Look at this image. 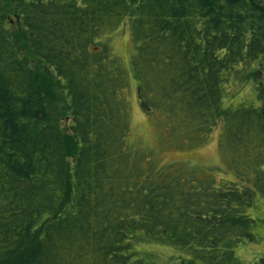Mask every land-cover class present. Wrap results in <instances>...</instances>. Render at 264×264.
<instances>
[{
  "label": "trees",
  "instance_id": "16d2710c",
  "mask_svg": "<svg viewBox=\"0 0 264 264\" xmlns=\"http://www.w3.org/2000/svg\"><path fill=\"white\" fill-rule=\"evenodd\" d=\"M9 2L0 264H264L235 256L264 200V0ZM124 32L127 63L111 46ZM131 82L160 138L194 149L218 132L223 165L164 164L131 140ZM229 85L253 98L224 106Z\"/></svg>",
  "mask_w": 264,
  "mask_h": 264
},
{
  "label": "rangeland",
  "instance_id": "374dc122",
  "mask_svg": "<svg viewBox=\"0 0 264 264\" xmlns=\"http://www.w3.org/2000/svg\"><path fill=\"white\" fill-rule=\"evenodd\" d=\"M0 12L10 18V20L13 19L14 12L9 0H0ZM15 26H17V24H14V27ZM19 32L18 29L17 35H19ZM19 44L21 46V52L24 54V58L31 67L35 69L44 68L39 61L24 51L21 38ZM111 46L113 51L119 55L125 63H127L132 52V44L128 33L124 32L114 37ZM136 93V85L131 82L127 94L125 95L129 106L131 140L151 149L157 154L160 162L164 164L189 163L207 168H215L223 165L224 157L218 146V132L213 133L210 141L199 148L185 149L178 145L169 144L167 141L163 140L167 139L166 136L160 138L155 117L144 112L140 108ZM252 98L253 94L248 86L238 87L235 85H229L225 90L223 105L229 108H235L241 103H247ZM66 120L67 118L64 119V124H66ZM161 139L164 144H162ZM257 206L258 207L253 211L251 210L250 213L251 217L256 222L253 231L255 239L253 241L249 240L241 243L235 248V256L242 263H250L254 259H258L264 255V200L259 202ZM140 249L146 257L158 261H162L161 259L165 256V251L160 248L142 246Z\"/></svg>",
  "mask_w": 264,
  "mask_h": 264
}]
</instances>
